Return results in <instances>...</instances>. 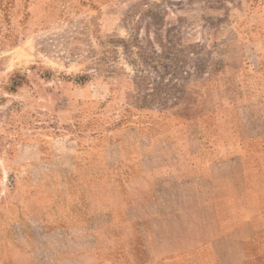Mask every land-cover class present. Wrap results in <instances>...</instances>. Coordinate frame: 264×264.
<instances>
[{
    "label": "rangeland",
    "instance_id": "rangeland-1",
    "mask_svg": "<svg viewBox=\"0 0 264 264\" xmlns=\"http://www.w3.org/2000/svg\"><path fill=\"white\" fill-rule=\"evenodd\" d=\"M256 84L264 0H0V214L62 199L95 148L113 163L126 136L197 132Z\"/></svg>",
    "mask_w": 264,
    "mask_h": 264
},
{
    "label": "crops",
    "instance_id": "crops-1",
    "mask_svg": "<svg viewBox=\"0 0 264 264\" xmlns=\"http://www.w3.org/2000/svg\"><path fill=\"white\" fill-rule=\"evenodd\" d=\"M214 112L197 132L124 137L113 163L95 148L60 200L7 204L0 264H259L264 87Z\"/></svg>",
    "mask_w": 264,
    "mask_h": 264
}]
</instances>
